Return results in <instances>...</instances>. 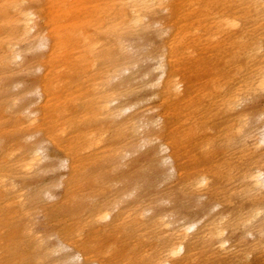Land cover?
<instances>
[{"label": "bare ground", "instance_id": "1", "mask_svg": "<svg viewBox=\"0 0 264 264\" xmlns=\"http://www.w3.org/2000/svg\"><path fill=\"white\" fill-rule=\"evenodd\" d=\"M29 1L0 0V14L3 9L12 14L9 20L3 15L9 31L0 39L2 64L11 72L22 61L20 46L31 48L29 39L37 34V12L24 5ZM48 1L52 10L64 9L68 2ZM97 2L91 30L65 36L54 30L37 39L38 47L48 52L34 90L39 105L23 107L12 121L11 133L25 141L41 136L23 150L0 149V200L8 202L5 217L16 219L19 232L30 237L26 225L32 204L16 184L41 169L50 145L61 154L60 166L68 175L57 184L63 186V198L53 208L74 216L56 231L58 246L52 252L41 239L28 241L35 246L37 263L58 253L56 264H264V110L247 105L264 92V0ZM149 30L163 39L160 49L140 55L125 42L128 35ZM201 30L206 36L202 40H185ZM71 39L81 43L82 62L86 61L78 65L85 81L73 72L79 83L73 92L72 68L54 66L63 52L61 41ZM100 39L106 42L103 49ZM205 44H214V63L232 58L227 67L210 63L203 68L205 79L195 89L199 85L192 84L191 76L199 66L190 50ZM115 48L124 55L122 60L126 51L137 56L136 62L148 63L133 75L129 72L137 63L114 61ZM240 53L244 66L237 64ZM98 57L104 62L96 69ZM135 80L139 82L132 84ZM16 104L13 100L11 108ZM252 120L254 126L249 125ZM215 121L224 127H213ZM215 128L219 134L210 135ZM194 146L201 157L191 155ZM143 149L138 161L167 168L168 180H174L186 198L180 206L190 211L189 216L173 219L169 209H155V199L130 203L136 196L133 185L112 187L118 170ZM218 155L219 160L212 159ZM102 171L110 176L105 182L98 181ZM89 182L106 187L104 198L91 205L85 217L78 200ZM92 196L82 194L84 200ZM177 199L169 192L158 201Z\"/></svg>", "mask_w": 264, "mask_h": 264}, {"label": "rangeland", "instance_id": "2", "mask_svg": "<svg viewBox=\"0 0 264 264\" xmlns=\"http://www.w3.org/2000/svg\"><path fill=\"white\" fill-rule=\"evenodd\" d=\"M67 4L64 9H50L51 3L48 0H30L24 5H31L33 10L37 12L36 19V35H33L29 39L31 48L27 49L24 46H20V53L22 55V61L20 65L11 70H6L2 64V55L0 54V149L13 148L17 150H23L27 145H33L40 138V134L36 135L31 140L17 139V137L11 133V125L13 119L21 115L20 110L23 107L28 109H35L39 104L37 102V96L34 93L36 87L39 86V81L44 72V68H40V65H43L45 61L48 60V52L45 48H40L37 45V39L39 36H47L48 33H52L54 30L59 34L65 36L67 33L77 32L79 29H89L91 30V25L94 23L95 16L97 15L98 2L97 0H67ZM0 14V39L3 37L7 31H9V24L4 22L3 15L7 16V19H11L12 14L7 10H2ZM159 17L166 18L165 14L159 15ZM191 32V31H189ZM262 33L261 29L258 30V33ZM198 34L195 37H187L185 40L192 41L195 38H200L202 40L204 36L203 31H198ZM49 36H53L49 34ZM68 36V35H67ZM67 36L64 40L67 39ZM202 36V37H201ZM61 41L63 44V52L58 56V59L55 61L54 66L61 65V69L68 67L69 74L71 75L72 82L77 81V76L73 72H78V78L82 81L86 80V75L80 73L78 65H85L86 61L82 62L85 57V54L82 51L81 43L76 39H71L70 41ZM162 38H159L153 30L143 33H132L128 35L125 42L133 46L140 55H143L147 52L153 51L154 49H160L162 47ZM210 41V42H209ZM209 44L212 43L209 40ZM206 43V42H205ZM106 42L102 39L99 41V45L103 49ZM200 44V43H198ZM214 44L207 47L197 45L193 47L190 51L193 54L194 61H197V66L199 70H193L191 76V82L195 86V89H199L203 80L205 79V71L203 68L209 66L210 63L213 66L217 67H227L229 61H231V56L229 55L226 59L220 61V63H214L215 60V48ZM207 47V49L202 50V48ZM114 61H135L137 59L136 55L130 56L124 51L125 55L127 54L125 60L124 55H121V52L117 48L111 50ZM60 52V53H61ZM235 59V58H234ZM237 64L244 66L246 64L245 57L243 54H239ZM104 58L98 57L96 59V69L102 67ZM137 66L134 69H131L129 73L136 75L140 70L144 69L146 63L148 62H136ZM81 66V65H80ZM128 74L123 75L122 81L126 79ZM139 80H135L132 84L138 83ZM114 82L113 84H116ZM79 84L78 82L70 85V92L75 90V85ZM68 87H65L67 89ZM63 90H59L61 94ZM91 98V97H90ZM17 100L16 106L11 108L12 101ZM77 102V101H76ZM247 105H254L256 110H264V92H261L254 101H251ZM80 110V109H79ZM252 125H251V124ZM255 122L252 120L249 122L250 126H254ZM214 125L219 126V128L224 127L218 124V121L213 123ZM220 128V129H221ZM216 129V128H215ZM218 132V133H217ZM210 135L219 134L218 129L216 131H210ZM210 139V138H209ZM213 139V138H212ZM13 145V146H11ZM217 142L213 143V146H216L214 150H218ZM19 146V148H18ZM221 147V146H220ZM222 148V147H221ZM197 146L192 148L191 155L200 156L198 154ZM145 152V149L140 150L131 159L127 162L125 167H121L118 170V174L115 176V182L111 183L114 189L123 188L125 185H133L137 187L136 196L130 200V203L140 202H151V200H156L153 204L155 209H169L172 213L173 219H184V217L189 216L191 213L187 209L181 207V203L186 202V198L182 193H180L175 187V181L168 180L167 168L160 165L159 163H150L142 164L138 160L143 159L144 155L141 154ZM226 152V149H225ZM229 152V150H227ZM235 152L231 150L229 153ZM47 154L48 159L41 163V169L38 172H35L23 180H18L16 186L19 189H22L25 197H27V202L31 205V216L30 221L27 222V230L30 233V237H25L22 235V231L19 232V223L16 219H7L5 217L4 206L8 204L0 200V264H39L35 259L34 244L32 241L41 239V243L46 247L50 252L55 250L58 246V241L56 231L61 230L66 226L65 220L73 217L71 214H60L57 209L53 208V205L60 202L63 198V186L59 184V180L68 179L67 169L63 166H60L61 154L54 150L50 145H47ZM219 154V153H217ZM221 155L218 157L214 156L213 160H219ZM61 167V168H60ZM95 171V169H92ZM99 182H105L110 178L109 174L102 171L98 173ZM122 176V178H120ZM106 185L102 186V183L98 184L97 182H89L85 185V192L79 195L78 201L84 205L82 208L83 216H87L90 210L91 205H96L99 201L104 198V189ZM49 193L53 199H48L45 193ZM169 192H173L179 198L177 200L170 201L169 203L162 204L158 201L162 196H167ZM92 193V197L84 200L82 194ZM10 197H3V199H9ZM89 203V204H87ZM191 211H194V207L190 208ZM78 213V212H77ZM81 215V214H79ZM82 217V218H85ZM70 222H68L69 224ZM32 232V233H31ZM35 236V237H34ZM68 252L73 253L71 249H67ZM58 253H50L42 260L43 264H56L58 261ZM40 260V261H41ZM76 262V261H75ZM74 264H80L76 262ZM59 263H66L62 261ZM72 262L70 264H73Z\"/></svg>", "mask_w": 264, "mask_h": 264}]
</instances>
